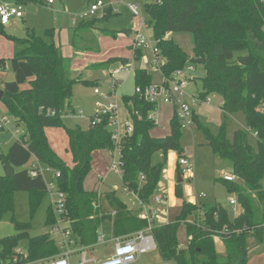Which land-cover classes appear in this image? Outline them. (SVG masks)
Returning <instances> with one entry per match:
<instances>
[{
  "label": "trees",
  "instance_id": "trees-1",
  "mask_svg": "<svg viewBox=\"0 0 264 264\" xmlns=\"http://www.w3.org/2000/svg\"><path fill=\"white\" fill-rule=\"evenodd\" d=\"M15 1L21 5L29 1L46 3L45 0ZM145 9L153 37L161 50L160 70L164 76H171L190 60L169 34L193 33L196 58L206 59L204 90L199 97L221 94L224 112V120L215 135L202 125L195 110L194 121L204 130L215 153L231 162L237 181H243L240 184L236 180L219 178L230 192L237 193L242 211L234 217L221 205L184 200L174 219L152 223L157 250L164 262L176 264H249L252 247L248 239L252 236L258 244H264V113L257 109L264 102V0H147ZM88 24L91 21L83 23ZM3 27L0 23L1 32ZM47 32L53 37V30ZM13 39L16 48L10 61L15 77L4 83L5 94L1 101L7 114L15 119L16 126L23 127L25 132L3 155L4 163L10 162L16 171L13 176L0 175V215L13 210L16 190L29 191L31 210L37 209L48 187L42 174L32 176L29 172L27 165L36 157L60 171L57 186L66 195L68 217L81 243H96L97 231L107 218L113 219L116 236L146 228L147 221L138 217L139 209L130 208L115 191L105 192L111 209L104 212L101 193L85 187L92 169L93 152L112 151L115 146L106 122H90L87 128L80 124L65 126L72 164L61 158L49 143L46 129L64 126L63 115L73 108V88L80 81L69 75L70 59L53 39L47 41L34 32ZM142 54L139 50L137 59ZM4 67L5 59L0 58V68ZM134 76L136 86H146L154 80L146 67L136 68ZM124 105L133 120L134 132L121 141L122 179L129 191L136 192L147 202L156 193L169 152L178 150L180 156L183 154L180 143L183 129L174 114L170 134L154 136L151 130L156 124L150 114L156 110V104L134 93L125 96ZM237 112L244 113L246 128L236 130L229 139L226 134L228 115ZM158 153L162 158L154 161ZM141 174L145 179H141ZM175 193L183 197L182 183L177 182ZM113 210L117 211L114 216L111 215ZM199 212L204 215L200 223L188 220L193 216L196 219ZM55 221L56 215L50 206L46 224L52 225ZM183 224L186 242L179 235ZM16 226V234L0 238V264H22L59 252L49 233L31 236L30 222L17 221ZM218 233L225 245L227 259L224 262L219 260L215 244ZM21 244L25 252L17 251Z\"/></svg>",
  "mask_w": 264,
  "mask_h": 264
},
{
  "label": "rangeland",
  "instance_id": "rangeland-1",
  "mask_svg": "<svg viewBox=\"0 0 264 264\" xmlns=\"http://www.w3.org/2000/svg\"><path fill=\"white\" fill-rule=\"evenodd\" d=\"M47 1V0H46ZM97 0H55L53 7L47 6L45 3L38 1H29L22 4V9L25 15V21L12 18V23L3 27V32L0 31V52L4 53L5 67L0 68V80L13 79L15 74L12 69L10 58L15 53L16 42L13 37L23 38L29 33H35L43 37L47 41H51L54 37L47 30L51 29L55 32L54 39L58 41V32H61V42L63 54L70 59L71 77L80 78V81L75 83L73 88L72 104L73 108L63 115L64 126H51L47 130L48 140L52 148L63 158L67 163H72L73 158L69 150L68 135L66 127H74L77 124L87 128L90 123L89 115L93 114L95 109V101L98 97L94 94V88L97 86L101 91L110 92L114 88V83L117 82L116 89L118 92L119 101V116L122 120L127 118V110L124 105L125 96L136 93V83L134 72L125 71L116 74L114 71L121 67L127 57L129 61L138 67H146L155 81L161 79V70L156 66H152L148 61L151 58V51L145 49L140 59L134 58V52L131 46L134 38V30L138 26L139 17L129 8V4H140V16L147 18L148 13L145 9L147 0H103L106 7L101 8L96 14L84 13ZM112 9H117L118 12H113ZM109 10L111 13L109 14ZM97 18L96 28L93 31L94 35L89 31V34L99 38V51L89 53L84 58L77 55L75 47L70 44L68 39H71L73 28L76 25L84 23L86 20ZM17 20V21H16ZM75 20V23H74ZM75 24V25H74ZM93 25V23L86 26ZM92 28V27H90ZM152 31V28H149ZM103 30V31H102ZM131 31L130 33H127ZM67 32L70 33L68 38ZM110 32H115L117 35H112ZM133 33V35H132ZM82 34V33H81ZM80 33L77 34V41H80ZM85 34V33H84ZM183 49L190 59L186 64L185 74L188 78L187 99L194 106L198 105V116L202 125L208 131L215 135L219 132L220 126L224 120V112L220 107L223 102V96L219 93H210L205 98L204 103H200L199 93L204 90L202 79L206 75V70L203 64L192 61L195 59L196 53L194 50L195 38L190 31L172 32L169 34ZM94 40L95 37H92ZM85 40H88L85 36ZM84 44V43H82ZM95 46V45H94ZM13 53V54H12ZM1 55V53H0ZM118 58H120L118 60ZM115 59V61H114ZM109 60H113L108 64ZM125 62V63H127ZM86 65V66H85ZM194 67L191 70L189 67ZM81 68V69H80ZM78 69V70H77ZM92 81V84L84 82ZM203 104V105H201ZM83 111L85 117H80L79 112ZM6 106L0 100V117L6 115ZM155 119H158L159 124L151 130L152 135L162 137L170 134L172 109L170 106L163 105L154 111ZM220 118V121L219 119ZM228 126L226 134L229 139L233 138L234 132L238 129L246 128V118L244 113L237 112L228 115ZM25 129L23 127H15L10 125L2 127L0 123V175L5 174V163L3 155L8 153L10 144L18 139ZM180 143L183 148V154L192 157L195 161V171L192 179L184 175L182 190L183 197H179L175 193L176 174L173 175V170L176 162L180 158L178 150H171L168 157L161 181L156 190L159 194L162 191H168L167 205L159 206L160 214L157 218L158 223L163 221H171L180 212L184 200L194 201V203L218 204L229 211L231 217L242 211V207L237 205V209L230 203L231 198H237L236 192H230L227 184L220 181L225 172H232V164L229 160L219 157L213 147L208 143L204 130L196 123L182 130ZM92 162V169L85 181V187L88 190H97L102 195V208L104 212H109L111 209L108 200L105 197V192L115 191L117 196L125 203L131 205V192L125 188L120 165V152L117 150H96ZM160 153L154 156V161L160 160ZM115 161L117 168L112 169L111 166ZM43 176L49 187L56 184L55 169L44 165ZM100 177H104L103 181ZM237 181V180H236ZM243 184V181H237ZM264 186V178H263ZM53 191V190H52ZM51 190H47L43 199L35 211L31 210L30 197L31 193L25 190H16L14 193V208L0 215V238L14 235L18 232L16 222H30L29 234L36 236L44 233L51 235L52 225L46 224L48 208L51 206ZM204 197H200L201 194ZM165 208L168 212H164ZM190 219V218H189ZM103 234L105 235L106 243H101L91 248L88 252L89 257H96L98 260H103L113 252L114 248V224L113 219L107 218L101 224ZM179 235L182 241L186 242L184 224L179 230ZM249 244L253 248L256 246L257 240L254 237L248 239ZM216 248L221 262L226 261L225 245L220 238L215 239ZM254 249H251L253 253ZM17 251L25 252L24 244L17 248ZM252 255V254H251ZM251 259V258H250ZM162 259L159 251H152L140 254L136 261L130 264H162ZM253 264H264V261L258 257H254Z\"/></svg>",
  "mask_w": 264,
  "mask_h": 264
},
{
  "label": "built area",
  "instance_id": "built-area-1",
  "mask_svg": "<svg viewBox=\"0 0 264 264\" xmlns=\"http://www.w3.org/2000/svg\"><path fill=\"white\" fill-rule=\"evenodd\" d=\"M49 4L55 2V0H47ZM154 2H160V0H154ZM106 7L103 0H97L91 5V7L84 13L96 14L101 8ZM131 11L139 17L138 26L134 31V38L131 46L134 52V58L137 60L136 53L142 50L145 53V49L151 51V58H148L152 66H156L160 69L163 62L161 56V50L157 46V40L153 37L152 31H150V25L147 18L140 16V4H129ZM113 12H118L117 9H112ZM24 11L22 5L15 0H0V23L7 26L12 18H22ZM191 70L194 67H189ZM125 71L134 72L136 67L133 63H123L121 67L117 68L114 72L116 74ZM186 65L183 68L177 69L174 73L166 77L161 72V79L154 81L146 86H136V93L147 99L150 102L156 104V109L162 105L172 106L174 114L177 115L182 129L188 128L195 123L194 121V109L187 99V86L188 78L185 74ZM118 82V81H117ZM117 82L114 83V88L110 92L101 91L99 87L94 88V94L98 97L95 101V109L93 114L89 115L90 122H106L108 129L111 133V138L115 144L113 152L119 150L122 139L131 135L134 132V124L131 116L128 115L125 120H122L119 116V101L118 92L116 89ZM202 102L204 98H201ZM205 99L210 101L209 98ZM264 113V102H262L257 108ZM54 114L55 112L52 111ZM80 117H85L84 112H79ZM150 118L154 120L158 125V119H155L154 111L150 114ZM0 123L2 127H8L10 125L16 126L15 119L6 114L0 117ZM36 157L29 162L28 169L32 176L39 174L43 175L44 166ZM121 165V160H120ZM47 166V165H46ZM112 169H116V163L113 162ZM178 172H181L182 176L186 175L189 179H192L195 171V161L192 157L182 155L177 161ZM56 184L49 187L47 183V190H51L52 200L51 208L56 215V221L52 224L51 237L55 240L59 247V252L44 258H40L34 261H26L22 264H130L136 261L137 257L154 249H157L155 238L151 232L152 223L157 222V218L160 214L159 206L164 203L167 191L161 193H155L149 201L145 202L140 199L136 192H132L133 201L139 207L138 217L146 220L148 225L146 228L133 232L129 235L114 236V250L112 254L107 256L103 260H98L96 257H89L88 251L94 248L96 245L106 243L105 235L103 234L102 227L100 226L97 234V242L94 244H83L80 242L78 235L74 232L71 220L68 217L67 199L63 191L57 186V178L60 176V171L55 170ZM223 178L228 181L237 180V176L233 172H228L223 175ZM141 179H145V175L141 174ZM53 190V191H52ZM205 194H201L200 197H204ZM230 203L235 210L239 204L238 198H231ZM164 211V210H163ZM116 210L111 211V215L116 214ZM240 213V212H239ZM237 213V214H239ZM236 214V215H237ZM204 219L202 212L198 213L197 218L191 217L190 221H199ZM220 233L215 234V238H220ZM162 264H176L174 262H164Z\"/></svg>",
  "mask_w": 264,
  "mask_h": 264
},
{
  "label": "crops",
  "instance_id": "crops-1",
  "mask_svg": "<svg viewBox=\"0 0 264 264\" xmlns=\"http://www.w3.org/2000/svg\"><path fill=\"white\" fill-rule=\"evenodd\" d=\"M46 1V0H45ZM55 3V2H54ZM54 3H52V4H49L47 1H46V5L47 6H50V7H53V4ZM25 15L22 17V18H15V19H20V20H23V21H25ZM96 20H98L97 18H94L93 20H86L85 22H87V21H91V23H93V25H90V26H86V25H83V23H81V24H79V25H76V26H74V28H73V34H72V36H73V38H72V42H71V39H68V41H70L69 43L70 44H72L74 47H75V49H76V51H77V55H79V57H81V58H84L87 54H89V53H95V52H97V51H99V44H98V42H99V38L101 37V34H104V33H107L106 31H104V33H99V34H97V36H93V35H91V34H89V31L91 32V33H93L94 35H96V33L93 31V29L94 28H96V23H97V21ZM17 21V20H16ZM13 21L11 20V22L7 25V26H9L11 23H12ZM74 23H75V20H74ZM75 25V24H74ZM7 26H5V27H7ZM79 26V27H78ZM90 27H92V28H90ZM103 31V30H102ZM135 31V30H134ZM131 31H128L127 33H130ZM28 33H29V30H28V32H27V34H26V36L28 35ZM78 33H82L81 34V36H80V38H81V40L80 41H77L76 40V37H78L77 36V34ZM85 33V34H84ZM67 35H68V38H69V36H70V33L69 32H67ZM132 35H133V33H132ZM25 36V37H26ZM85 36H86V38H88V40H85ZM54 37H55V32H54ZM54 37H53V40L56 42V44L61 48V50H62V42H61V32L59 31L58 32V41H56L55 39H54ZM71 37V36H70ZM92 37H95V39L93 40L92 39ZM74 40V41H73ZM74 42V43H73ZM82 43H84V44H82ZM95 45V46H94ZM62 52H63V50H62ZM1 53V55H0V58H3V54L4 53H2V52H0ZM13 54V53H12ZM14 56V55H13ZM13 56H11V57H8V58H12ZM66 56V55H65ZM124 58H126L128 61H129V59L127 58V57H124ZM86 66V65H85ZM81 69V68H80ZM78 70V69H77ZM150 72V71H149ZM15 77V76H14ZM14 79V78H13ZM13 79H10V80H13ZM6 81H8V79H5V80H0V88L1 89H3L4 90V83L6 82ZM155 81V80H154ZM25 86H28V84H25ZM199 97V96H198ZM199 101H200V103H204V102H202L201 100V98L199 97ZM0 100H1V98H0ZM201 105H203V104H201ZM222 105V104H221ZM163 106V105H162ZM161 106V107H162ZM167 106H169V105H167ZM171 107V109H172V116H171V119H172V117H173V115H174V109H173V107L172 106H170ZM221 107V106H220ZM197 108H198V105L196 106V105H194L193 106V109L195 110V112L198 114V111H197ZM6 112H7V109H6ZM171 119H170V121H171ZM217 119H219V121H220V118H218L217 117ZM83 127V126H82ZM49 128V127H48ZM48 128L46 129V133H47V130H48ZM48 136V135H47ZM15 141V140H14ZM13 141V142H14ZM12 142V143H13ZM11 143V144H12ZM10 144V145H11ZM68 144H69V139H68ZM54 149V148H53ZM93 154H95V151L93 152ZM169 156H170V152H169ZM168 156V157H169ZM93 159H94V155H93ZM73 163V162H72ZM71 163V164H72ZM177 163V162H176ZM70 164V163H69ZM16 171V170H15ZM225 173H228V171L227 172H225ZM224 173V174H225ZM176 174V181H175V184H174V186L176 187V184H177V174H178V169H177V164H175V167H174V170H173V175H175ZM104 177H100V179H102V181L104 180L103 179ZM126 188V187H125ZM127 189V188H126ZM128 190V189H127ZM131 192V191H130ZM131 194H132V192H131ZM130 200V202H131V205H129L128 203V206L130 207V208H134V209H138L139 207L137 206V204L133 201V195L131 196V198L129 199ZM168 191H167V195H166V197H165V201H164V205H167V203H168ZM194 202V201H193ZM164 212H168V209L167 208H165V210H164ZM164 222H167L166 220L165 221H163L162 223H164ZM252 249H254L253 250V253H252V255H251V259H250V261H249V264H253V259H254V257H258V258H260L261 257V259L264 261V244H257L256 246H254Z\"/></svg>",
  "mask_w": 264,
  "mask_h": 264
},
{
  "label": "water",
  "instance_id": "water-1",
  "mask_svg": "<svg viewBox=\"0 0 264 264\" xmlns=\"http://www.w3.org/2000/svg\"><path fill=\"white\" fill-rule=\"evenodd\" d=\"M195 62L204 65L206 63V59L204 57H198L195 58ZM4 94H5V90L0 88V98H3ZM5 173L7 176H13L15 174V167L10 162L5 163ZM177 182L183 183V177L181 172H178L177 174Z\"/></svg>",
  "mask_w": 264,
  "mask_h": 264
}]
</instances>
